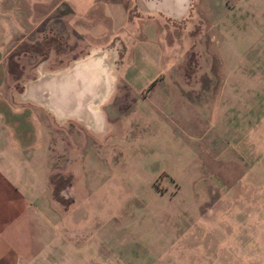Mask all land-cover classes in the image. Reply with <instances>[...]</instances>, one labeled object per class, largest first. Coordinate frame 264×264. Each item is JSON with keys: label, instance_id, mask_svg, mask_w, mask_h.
I'll list each match as a JSON object with an SVG mask.
<instances>
[{"label": "rangeland", "instance_id": "374dc122", "mask_svg": "<svg viewBox=\"0 0 264 264\" xmlns=\"http://www.w3.org/2000/svg\"><path fill=\"white\" fill-rule=\"evenodd\" d=\"M217 18L197 23L191 44H137L136 63L148 67L129 75L134 87L116 99L109 134L67 156L78 196L60 230L78 260L264 264V42L234 56L243 36ZM40 58L12 56L10 78L21 75L19 62ZM71 176L57 178L63 197Z\"/></svg>", "mask_w": 264, "mask_h": 264}, {"label": "crops", "instance_id": "0c3cea01", "mask_svg": "<svg viewBox=\"0 0 264 264\" xmlns=\"http://www.w3.org/2000/svg\"><path fill=\"white\" fill-rule=\"evenodd\" d=\"M212 11L216 24L229 19L243 36L245 50L234 56L264 42V0H0V264H126L105 254L101 263L80 261L63 242L61 222L74 218L78 196L67 156L73 161L74 148L109 134L116 99L134 87L129 75L148 67L136 63L143 57L137 44L161 51L175 38L191 44L193 29ZM181 22L182 33L175 27ZM26 54L45 59L19 62L21 75L10 78V58ZM67 170L63 197L56 181Z\"/></svg>", "mask_w": 264, "mask_h": 264}]
</instances>
